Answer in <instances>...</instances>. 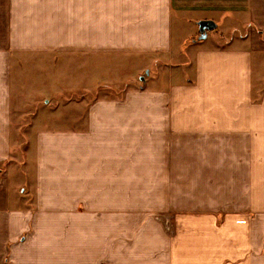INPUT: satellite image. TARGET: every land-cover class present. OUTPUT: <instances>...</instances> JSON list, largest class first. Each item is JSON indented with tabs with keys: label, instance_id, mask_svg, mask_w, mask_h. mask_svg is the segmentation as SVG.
<instances>
[{
	"label": "crops",
	"instance_id": "1",
	"mask_svg": "<svg viewBox=\"0 0 264 264\" xmlns=\"http://www.w3.org/2000/svg\"><path fill=\"white\" fill-rule=\"evenodd\" d=\"M201 19L233 36L182 83L98 98L20 160L17 65L163 58ZM0 264H264V0H0Z\"/></svg>",
	"mask_w": 264,
	"mask_h": 264
},
{
	"label": "rangeland",
	"instance_id": "2",
	"mask_svg": "<svg viewBox=\"0 0 264 264\" xmlns=\"http://www.w3.org/2000/svg\"><path fill=\"white\" fill-rule=\"evenodd\" d=\"M198 21L193 34L183 36L181 44H178L180 38L176 37L172 53L163 58L155 55L119 54L111 57L102 54L101 60L88 61L86 68L78 70L82 64L72 60L71 56L67 60L71 59L73 69L65 66L63 61L67 64V60H64V55L48 53L27 58L21 68L17 65L13 70L12 108L14 150L20 160L25 159L26 152L31 148V138L38 129L85 126L88 107L98 98L123 100L128 91L145 85L146 78L151 79V84L157 89L169 87L175 82L182 83V79L189 76L185 67H190L196 45L205 40L196 38L199 34ZM217 24V28L208 32L207 41L225 45L233 35L230 32L221 33V21ZM146 70L150 73L146 74ZM166 227H170L168 220Z\"/></svg>",
	"mask_w": 264,
	"mask_h": 264
},
{
	"label": "water",
	"instance_id": "3",
	"mask_svg": "<svg viewBox=\"0 0 264 264\" xmlns=\"http://www.w3.org/2000/svg\"><path fill=\"white\" fill-rule=\"evenodd\" d=\"M198 27H199V32H200L198 36V40H204L207 38L208 32L217 27V23L213 19H201L198 21ZM149 73L150 71L146 70V74H149ZM142 79H144V77H142Z\"/></svg>",
	"mask_w": 264,
	"mask_h": 264
}]
</instances>
